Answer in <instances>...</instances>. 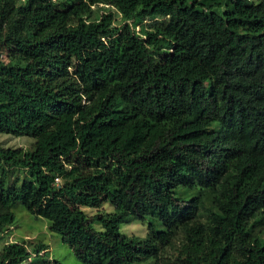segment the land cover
I'll return each instance as SVG.
<instances>
[{"label": "trees", "instance_id": "obj_1", "mask_svg": "<svg viewBox=\"0 0 264 264\" xmlns=\"http://www.w3.org/2000/svg\"><path fill=\"white\" fill-rule=\"evenodd\" d=\"M0 132L34 139L0 145V236L21 205L82 264H264V0H0ZM27 244L0 264H61Z\"/></svg>", "mask_w": 264, "mask_h": 264}, {"label": "rangeland", "instance_id": "obj_2", "mask_svg": "<svg viewBox=\"0 0 264 264\" xmlns=\"http://www.w3.org/2000/svg\"><path fill=\"white\" fill-rule=\"evenodd\" d=\"M20 1V0H16ZM59 2H72L75 0H56ZM190 1V0H189ZM106 7L98 8V13L110 11L113 14V24L120 25L121 23L127 22L126 19L120 14V12L113 6L105 4ZM166 18L163 17H153L150 19H140L139 21H129L128 24L131 29L137 33L142 34L145 29H154L158 31V27ZM159 51L167 52V49L161 48ZM155 58H157L156 51H152ZM1 57L5 59L6 55L3 52ZM197 110L194 109L193 117L197 114ZM34 139L26 135H12L5 132H0V145L4 147H20L23 151H31L33 149ZM2 169V167H0ZM112 164L106 160L93 161L90 167H82L81 171L94 172L97 174H105L106 172H112ZM7 176L4 179L8 184H20L23 180H30L32 177L25 168H8ZM62 181L59 177V182ZM81 209L86 214H92L94 212L108 213L111 211L112 206L108 202H102L97 207H84ZM14 219L7 225L0 236V247L6 242H21L22 240L28 243V249H30V243L35 241H42L46 244V249H43L40 253H48L49 258H54L58 260L61 264H82L78 261L68 244L63 243L59 235L53 231L49 230L48 222L43 217L34 216L28 213L27 210L21 205L15 206L13 209ZM149 220L152 221L154 228L161 229L162 225L158 220H154L152 217L145 216L143 219H131L127 222H122L119 224L118 230L123 234H135L138 236H144L146 233V227ZM96 228L100 229L98 224L95 225ZM258 232L260 237L264 238V227L258 225L254 229ZM175 245V244H174ZM175 251V249L173 248ZM172 254L174 252L172 251ZM170 255V252H169ZM33 264H41L34 256L29 258ZM133 264H153V258L151 257H141L136 260ZM162 264V263H160Z\"/></svg>", "mask_w": 264, "mask_h": 264}, {"label": "built area", "instance_id": "obj_3", "mask_svg": "<svg viewBox=\"0 0 264 264\" xmlns=\"http://www.w3.org/2000/svg\"><path fill=\"white\" fill-rule=\"evenodd\" d=\"M54 182H55V183H58V182H59V178H58V177H55V178H54Z\"/></svg>", "mask_w": 264, "mask_h": 264}]
</instances>
